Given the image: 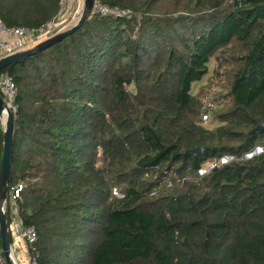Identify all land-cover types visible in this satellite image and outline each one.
Here are the masks:
<instances>
[{
    "label": "trees",
    "instance_id": "trees-1",
    "mask_svg": "<svg viewBox=\"0 0 264 264\" xmlns=\"http://www.w3.org/2000/svg\"><path fill=\"white\" fill-rule=\"evenodd\" d=\"M98 1L129 14L89 16L0 70L16 86L9 190L38 264H264V148L245 156L264 144V0ZM57 11L0 0L7 26ZM233 42L210 130L192 84Z\"/></svg>",
    "mask_w": 264,
    "mask_h": 264
},
{
    "label": "built area",
    "instance_id": "built-area-1",
    "mask_svg": "<svg viewBox=\"0 0 264 264\" xmlns=\"http://www.w3.org/2000/svg\"><path fill=\"white\" fill-rule=\"evenodd\" d=\"M79 2L81 1L58 0L57 13L37 26H7L0 20V59L30 49L36 44L67 29L78 16ZM126 14H129V12L119 10L118 8H110L98 0H93L90 10V16ZM0 95L6 105L13 110L16 86L12 77L6 72L0 75ZM207 118V115L202 117L204 120ZM4 120L5 119L0 118V132L4 127ZM20 190V185L10 188V205L15 206V200L19 197L18 192ZM10 218L11 219L8 222V232L10 236L11 256L15 264H38V256L33 252V245L36 241L35 229L23 224L17 216V210L15 211V214L10 216ZM0 262L5 263L4 257L3 259L0 257Z\"/></svg>",
    "mask_w": 264,
    "mask_h": 264
},
{
    "label": "rangeland",
    "instance_id": "rangeland-1",
    "mask_svg": "<svg viewBox=\"0 0 264 264\" xmlns=\"http://www.w3.org/2000/svg\"><path fill=\"white\" fill-rule=\"evenodd\" d=\"M80 1L81 2H79L80 5L78 16L76 17V19L73 20V22L69 25L67 29L74 26L79 19V16L82 11L83 0ZM167 2L169 1H164L163 4L165 5ZM242 52L243 50L239 48V44H237L236 42H233L229 47L223 48L211 58L208 65L209 72L204 77H202L201 80L192 84L191 93L193 95H201V100L208 110V118L206 120L202 119V126L207 129L211 130L221 125L220 119L216 118L214 114L221 112L228 102V100L224 98V86L227 82V74L229 70L235 66V56L240 55ZM129 89L131 91H135L132 86H130ZM263 148L264 144H258L252 149L251 153H248L245 156L249 157L253 154L259 153ZM231 159L232 157L227 155H223L218 160L210 158L205 161V163H203V168H206V170H208L216 164L224 162L228 163ZM113 194L115 196H120L118 191L116 190L113 191ZM9 210L11 211V215H13L15 214L16 207L11 206V208L9 207Z\"/></svg>",
    "mask_w": 264,
    "mask_h": 264
},
{
    "label": "water",
    "instance_id": "water-1",
    "mask_svg": "<svg viewBox=\"0 0 264 264\" xmlns=\"http://www.w3.org/2000/svg\"><path fill=\"white\" fill-rule=\"evenodd\" d=\"M93 0H83L82 11L79 16L77 23L71 28L59 32L53 37L44 40L30 49L17 52L10 56L4 57L0 59V70L7 67L8 65L24 58L30 56L37 51L45 49L52 44L62 40L66 36L73 33L77 30L84 20L90 16V10L92 7ZM5 113L4 127L2 130V146H1V154H0V244L1 250L3 253V257L6 264H15L10 249V236L8 232V220L7 215L4 209V205L6 202L8 190H9V175H10V156L12 149V130H13V111L6 105L2 96L0 95V118ZM262 125H258L255 129H262ZM254 129V130H255ZM198 152V149L194 150Z\"/></svg>",
    "mask_w": 264,
    "mask_h": 264
},
{
    "label": "bare ground",
    "instance_id": "bare-ground-1",
    "mask_svg": "<svg viewBox=\"0 0 264 264\" xmlns=\"http://www.w3.org/2000/svg\"><path fill=\"white\" fill-rule=\"evenodd\" d=\"M5 116H6V115H5V113H4V114L2 115L3 119H5Z\"/></svg>",
    "mask_w": 264,
    "mask_h": 264
}]
</instances>
